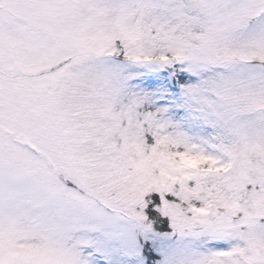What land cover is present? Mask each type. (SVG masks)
<instances>
[{"label": "snow or ice", "instance_id": "6c2138e0", "mask_svg": "<svg viewBox=\"0 0 264 264\" xmlns=\"http://www.w3.org/2000/svg\"><path fill=\"white\" fill-rule=\"evenodd\" d=\"M0 264H264V0H0Z\"/></svg>", "mask_w": 264, "mask_h": 264}]
</instances>
